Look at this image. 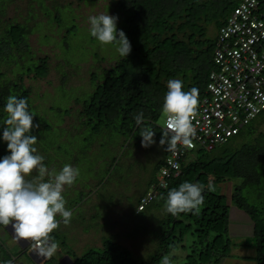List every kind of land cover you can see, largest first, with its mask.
<instances>
[{
    "label": "trees",
    "instance_id": "16d2710c",
    "mask_svg": "<svg viewBox=\"0 0 264 264\" xmlns=\"http://www.w3.org/2000/svg\"><path fill=\"white\" fill-rule=\"evenodd\" d=\"M9 1L0 0V66L5 68L14 64L15 68L13 75L8 77L0 67V159L10 154L7 142L3 140L6 127L3 109L7 97L26 98L28 111L34 112L29 103L30 89L23 78L43 77L48 60L46 54L33 55L27 38L31 28L25 21L8 15L2 17ZM238 1L111 0L113 9L121 13L117 29L125 32L132 50L125 58L117 52L115 60L103 68L101 74L90 72L92 87L80 101L78 109L81 125L88 127L92 133L104 128L137 140L140 126L135 124L134 117L143 112L144 126L163 134L162 123L157 124L156 120L162 113L167 82L179 79L183 82L184 91L196 88L199 101L207 73L215 68L212 59L215 32ZM53 19L59 23V16H53ZM209 23L215 27L212 36L205 34ZM66 25V31L73 26L72 23ZM258 121L264 122V108L238 126L235 133L211 148L194 145L183 151L178 160V172L174 175L169 172L164 176L165 186H156V194L144 205L163 207V216L155 233V248L145 259L134 257L126 246L111 237H102L99 246L87 248L71 258L68 264H162V257L177 246L187 247L186 258L181 264H215L228 255L235 244L251 246L254 249L253 264H264V129H256ZM33 124L38 125L31 130L36 137L40 130L49 127L37 114H34ZM237 136L241 139L232 144L231 140ZM166 147V144L161 146L162 155L154 162V173L148 177L136 204L150 185L156 183L155 174L169 154L165 151ZM234 179L238 181L232 182L228 200L243 213L244 217L239 219L251 225V234L245 235L238 243L228 237L229 212L225 195L207 188L210 181L214 185ZM186 181L204 188V203L199 213L188 212L178 216L165 213L167 193ZM135 210L140 209H136L135 205ZM57 235L55 230L51 233L52 237ZM185 236L189 237V241H183ZM60 240L61 244L63 239ZM9 243L15 249L13 252L4 249L1 264L11 260L10 256L24 254L30 242L24 247L13 241ZM42 260L36 264H43L46 260L49 264H62L54 257Z\"/></svg>",
    "mask_w": 264,
    "mask_h": 264
},
{
    "label": "rangeland",
    "instance_id": "374dc122",
    "mask_svg": "<svg viewBox=\"0 0 264 264\" xmlns=\"http://www.w3.org/2000/svg\"><path fill=\"white\" fill-rule=\"evenodd\" d=\"M100 13L118 17L119 24L121 13L113 9L111 0H11L2 16L25 21L31 28L27 38L33 55L48 56L43 77L23 78L30 89L32 111L49 124L46 130L38 132L34 145L37 154L44 157L50 171H59L70 164L80 173L75 183L65 186L62 193L67 201L65 207L73 216L67 226L57 217L61 223L55 230L57 237L52 238L58 251L52 257L59 262L66 255L65 250L70 251L67 256L71 259L87 248L99 246L102 237H111L126 246L134 257L145 259L155 248L158 221L163 216L161 205L148 204L143 211L135 210L137 196L145 189L148 177L154 173L152 166L162 155L159 142L163 134L155 133L156 142L145 148L141 136L134 140L104 128L92 133L80 123V101L92 87L90 72L101 74L117 56L114 45H101L90 35L88 18ZM53 16H59V23ZM71 23L73 26L67 32L66 24ZM214 32L215 27L209 23L205 34L212 36ZM14 68V64L1 67L8 77L13 75ZM162 119L161 113L156 123L161 124ZM255 127L264 129V122L258 121ZM240 139L234 137L231 143ZM35 176L33 172L26 179ZM237 181L224 180L213 185L227 199L228 237L236 243L251 234L250 223L239 219L244 217L243 213L228 200L231 184ZM183 239L189 241L188 236ZM9 242L8 230L0 225V257L4 249L11 252L15 249ZM173 250L175 255H171ZM25 251L17 255L16 261L23 264L31 261L32 258H27L30 250ZM186 252V246H177L167 255H171L172 264H181ZM253 254L251 246L235 244L215 264H253Z\"/></svg>",
    "mask_w": 264,
    "mask_h": 264
},
{
    "label": "clouds",
    "instance_id": "9594fccd",
    "mask_svg": "<svg viewBox=\"0 0 264 264\" xmlns=\"http://www.w3.org/2000/svg\"><path fill=\"white\" fill-rule=\"evenodd\" d=\"M88 20L90 35L101 45H114L122 58L129 55L132 50L131 43L125 32L117 29L118 17L100 13L89 16ZM197 105L196 88L184 91L181 80L171 79L167 82L162 106L163 135L159 142L160 146L167 145L166 152L175 153L178 146H192L196 135L193 120L197 114ZM28 107L26 98L9 95L3 109L6 113L3 121L6 125L3 140L7 142L10 154L0 159V225H11L14 241H29L33 254L50 259L58 251V245L51 236L61 223L57 217H61L63 224L67 226L73 216L72 211L65 207L67 201L62 193L65 186L70 187L75 183L80 173L78 168L70 164H65L59 171H50L45 166L44 157L36 154L37 149L34 147L37 137L31 134L32 128L38 127L33 124L36 113L29 112ZM134 119L135 124L140 126L141 145L147 148L154 144L155 132L152 127L144 126V113L140 112ZM168 163L176 169L179 168V165L173 164L171 160ZM33 172L36 176L31 180L26 179ZM207 188L209 191L214 190L211 181ZM156 191L157 189L154 195ZM203 191L204 188L200 184L187 181L181 183L178 188H173L167 193L164 201L165 213L172 216L188 212L198 214L204 203ZM175 254L173 250L171 255ZM171 255H164L162 264H172ZM64 259L71 262L67 254L61 257L60 263L68 264ZM16 262L18 261L11 259L6 264Z\"/></svg>",
    "mask_w": 264,
    "mask_h": 264
},
{
    "label": "built area",
    "instance_id": "2783aa9c",
    "mask_svg": "<svg viewBox=\"0 0 264 264\" xmlns=\"http://www.w3.org/2000/svg\"><path fill=\"white\" fill-rule=\"evenodd\" d=\"M212 59L215 68L207 73L198 101L191 147L209 149L224 141L264 108V0L238 1L215 32ZM186 149L178 146L177 152H169L156 183L140 196L137 209L153 197L157 187L165 186L164 176L178 172L168 161L178 164Z\"/></svg>",
    "mask_w": 264,
    "mask_h": 264
},
{
    "label": "bare ground",
    "instance_id": "6f19581e",
    "mask_svg": "<svg viewBox=\"0 0 264 264\" xmlns=\"http://www.w3.org/2000/svg\"><path fill=\"white\" fill-rule=\"evenodd\" d=\"M5 228L8 230V233H9V235H10V241H13L14 243H16V244H18V246L19 247H24L26 244H27V242L28 241H26V240H21V241H19L18 243L16 242V241H14L13 240V236H12V234H13V229L11 228V225H9V226H5ZM30 244V243H29ZM26 248V250H30V248H28V247H25ZM24 251V250H23ZM27 255H29L32 259H31V261L33 262V264H36V263H38V262H40V261H43L42 259H43V257H38V256H36L35 254H33L32 252H31V250L30 251H28L27 252ZM29 257V258H30ZM19 257L18 256H14V257H12V260H19L18 259ZM16 264H21V262L20 261H18V262H16Z\"/></svg>",
    "mask_w": 264,
    "mask_h": 264
}]
</instances>
